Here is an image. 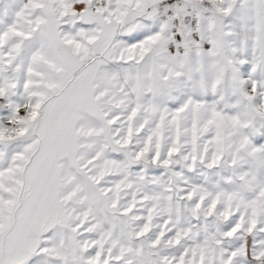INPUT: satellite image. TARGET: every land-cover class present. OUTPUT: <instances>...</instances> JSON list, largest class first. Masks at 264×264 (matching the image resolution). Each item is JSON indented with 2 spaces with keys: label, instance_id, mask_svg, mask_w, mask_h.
I'll return each mask as SVG.
<instances>
[{
  "label": "snow or ice",
  "instance_id": "obj_1",
  "mask_svg": "<svg viewBox=\"0 0 264 264\" xmlns=\"http://www.w3.org/2000/svg\"><path fill=\"white\" fill-rule=\"evenodd\" d=\"M0 264H264V0H0Z\"/></svg>",
  "mask_w": 264,
  "mask_h": 264
}]
</instances>
